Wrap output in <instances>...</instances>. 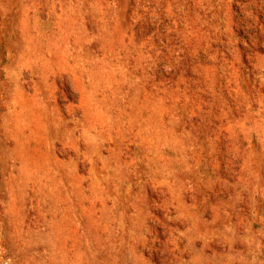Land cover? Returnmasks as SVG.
<instances>
[{
    "label": "rangeland",
    "instance_id": "1",
    "mask_svg": "<svg viewBox=\"0 0 264 264\" xmlns=\"http://www.w3.org/2000/svg\"><path fill=\"white\" fill-rule=\"evenodd\" d=\"M0 264H264V0H0Z\"/></svg>",
    "mask_w": 264,
    "mask_h": 264
}]
</instances>
